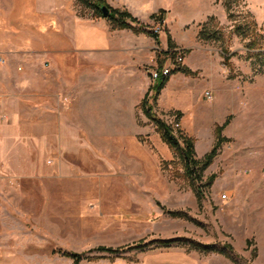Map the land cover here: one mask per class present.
Instances as JSON below:
<instances>
[{
	"label": "crops",
	"instance_id": "0c3cea01",
	"mask_svg": "<svg viewBox=\"0 0 264 264\" xmlns=\"http://www.w3.org/2000/svg\"><path fill=\"white\" fill-rule=\"evenodd\" d=\"M107 1L127 9L147 31L120 29L105 17H80L72 0H18L12 16L9 0H0V183L18 186L33 180L42 187L43 182L80 180L153 160L137 139L139 118H146L140 104L150 91L157 55L173 50L167 33L180 45L197 35L210 16L227 22L226 9L217 0ZM260 3L264 15V0ZM159 10H164V29L156 38L148 31ZM161 57L163 67L170 65L169 54ZM205 58L203 51L198 60L188 54L184 66L204 70ZM209 81L217 91L214 80ZM201 82L175 72L157 103L180 109L184 106L177 98L189 97ZM227 179L221 187L216 177L210 187L219 227L243 237L239 247L253 236L247 229H259L257 260L264 259V188L242 187L251 185L244 178ZM221 190L227 192L225 198ZM27 193L20 187L0 188V212H10L18 206L14 198ZM214 255L218 264H235L223 253Z\"/></svg>",
	"mask_w": 264,
	"mask_h": 264
},
{
	"label": "rangeland",
	"instance_id": "374dc122",
	"mask_svg": "<svg viewBox=\"0 0 264 264\" xmlns=\"http://www.w3.org/2000/svg\"><path fill=\"white\" fill-rule=\"evenodd\" d=\"M220 1L225 9L229 6L232 19L227 13V22L221 23L214 16L215 20L204 23L201 33L185 37L180 45L173 41L171 52L175 55L170 56L168 66L177 65L179 52L184 62L188 54L196 60L200 51L207 56L204 70L186 75L202 81L200 87L193 88L187 98H177L184 106L180 109L157 103L161 92L156 99L149 100L156 114L171 128L177 122L180 124L173 131L176 136L194 140L198 159L212 149L216 126L230 116L222 131L230 140L222 143L218 155L205 169L202 185L206 186L208 176L215 173L216 186H227V176H234L251 183L242 187L264 188V74L247 60L245 41L236 35L234 28L235 21L240 24L255 21L264 29L261 0H217L216 4ZM72 2L78 16L94 17L93 9L84 0ZM9 3L11 16L17 14L18 0ZM161 16V10L152 15L155 24L163 21ZM222 47L230 51L232 73L223 64ZM149 76L152 84L151 73ZM209 80L217 84V91L210 89ZM205 89L213 92L212 100L206 98ZM144 120L139 118L142 133L137 139L152 152L153 160L123 164L121 169L100 175L89 173L80 180L43 182L42 187L33 180L18 186L0 183L5 190L20 187L29 192L14 198L15 204L19 200L18 206L10 207V212H0V264H75L56 250L83 252L100 245L118 247L140 242L148 244L105 254L106 257L83 259L79 264H218L216 252L195 250L191 246L194 241L218 247L230 244L237 256L235 264H264V259L257 260L259 229H247L245 233L253 236L240 247L239 239L243 237L224 233L219 227L218 206L213 204L210 188L205 187L200 206L193 181L185 174L184 161L161 139L155 123L147 117ZM224 193L227 192L221 190V196ZM171 211L185 212L189 218L172 216ZM221 231L222 240L218 238ZM158 239L183 242L162 245L155 242ZM248 240L252 242L250 245ZM86 255L104 254L92 251Z\"/></svg>",
	"mask_w": 264,
	"mask_h": 264
},
{
	"label": "trees",
	"instance_id": "16d2710c",
	"mask_svg": "<svg viewBox=\"0 0 264 264\" xmlns=\"http://www.w3.org/2000/svg\"><path fill=\"white\" fill-rule=\"evenodd\" d=\"M86 4L93 9V14L96 17H104L103 11L101 9L102 6H105L109 9L108 15L105 17L109 19L115 27L120 29L122 28H132L134 30H146V25L141 23L136 17H134L129 11L122 10L119 8L111 7L106 0H84ZM226 10L228 13V17L232 19V14L229 10V6L226 5ZM164 12V10H161ZM249 12H247V15ZM215 20L214 16H210L208 21ZM235 33L237 36L241 38L242 41H245V46L247 48L246 58L250 60V63L256 66L257 71L264 74V29L259 27L255 21H250L249 23L240 24L237 21L234 23ZM203 30H200V33ZM156 38L158 34L148 31ZM168 44L169 47H174V43L172 37L168 36ZM162 54H169V56L175 55L174 52L167 51L164 53H159L157 57L158 66L157 70H161L163 68V59L161 57ZM222 56H223V64L229 68L232 73V63H231V54L227 47H222ZM174 72H183L186 75H195L196 72L192 71L186 66H177ZM172 73V72H171ZM233 76L234 74H230ZM169 80V76L159 75L154 82L150 86V91L153 92V95L147 94L145 98L142 100L140 106L146 115V117L155 123L158 133L160 134L161 139L173 150H175L180 159L184 161V169L185 174L193 181V191L198 200L199 205L202 204V199L205 197L206 188H210L216 179L217 175L212 173L208 176V182L206 186H203V178L205 169L212 163L213 159L218 155L220 151V147L223 142L229 141L230 139L222 134L224 127L229 123L230 116L227 117L225 122L221 125H217L215 129V142L212 149L206 153L202 159H198L196 157V151L194 146V140L190 137H178L173 133L172 128L167 124L160 116L156 114L153 108V104L150 102V97L156 99V97L160 94L161 90ZM182 139V140H181ZM170 214L175 217H184L189 218V216L182 211H171ZM158 244L167 245L170 243H182V239H158L155 241ZM152 243V242H150ZM252 243L248 240V245ZM148 243L142 244H128L118 247H109V246H97L88 251L76 252V251H68V250H56L57 253L70 257L75 264H79L83 259L91 260L97 257H106L105 254L113 255L117 254L124 250H130L134 248L145 247ZM191 246L195 250H202L205 252H219L225 254L227 257L231 258L233 261L237 262V256L234 252L233 247L230 244H223L222 247H218L216 245L204 244L201 242H192ZM98 252L103 253L104 255L100 256H87L88 252ZM253 256L255 254L253 253Z\"/></svg>",
	"mask_w": 264,
	"mask_h": 264
},
{
	"label": "built area",
	"instance_id": "2783aa9c",
	"mask_svg": "<svg viewBox=\"0 0 264 264\" xmlns=\"http://www.w3.org/2000/svg\"><path fill=\"white\" fill-rule=\"evenodd\" d=\"M164 29V24H163V21L161 22H157V24H155L154 28L152 29L154 33L158 34L160 33L161 31H163ZM176 62H177V65H174V66H166V67H163L161 70H157V68L155 69H152L150 71L151 73V77H152V80L154 81L159 75H163V76H169L171 75V72L173 70V68L175 66H179V65H183L184 64V57H183V54L181 52L178 53L177 57H176ZM205 96L207 99L209 100H212L213 99V92L211 90H206L204 92ZM180 124L177 122L173 125L172 129L173 131L176 130L177 127H179ZM222 197H226V194H222Z\"/></svg>",
	"mask_w": 264,
	"mask_h": 264
},
{
	"label": "water",
	"instance_id": "95a60500",
	"mask_svg": "<svg viewBox=\"0 0 264 264\" xmlns=\"http://www.w3.org/2000/svg\"><path fill=\"white\" fill-rule=\"evenodd\" d=\"M101 9L103 11V16L106 17L109 13V9L105 6H102Z\"/></svg>",
	"mask_w": 264,
	"mask_h": 264
}]
</instances>
